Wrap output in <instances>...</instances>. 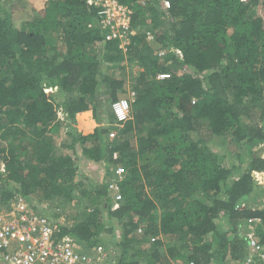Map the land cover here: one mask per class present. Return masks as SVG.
I'll return each mask as SVG.
<instances>
[{"label":"trees","instance_id":"obj_1","mask_svg":"<svg viewBox=\"0 0 264 264\" xmlns=\"http://www.w3.org/2000/svg\"><path fill=\"white\" fill-rule=\"evenodd\" d=\"M25 1L34 16L12 21L0 0V201L23 197L108 263L242 264L246 222L260 218L264 235V0H116L131 10L123 48L104 41L96 0ZM128 62L130 115L109 138L100 123L114 119ZM218 140L247 167L224 164ZM75 155L102 163L99 182L78 174ZM31 198L76 213L60 224Z\"/></svg>","mask_w":264,"mask_h":264},{"label":"built area","instance_id":"obj_2","mask_svg":"<svg viewBox=\"0 0 264 264\" xmlns=\"http://www.w3.org/2000/svg\"><path fill=\"white\" fill-rule=\"evenodd\" d=\"M94 4L100 22L110 31L105 41L116 39L120 42L119 47L123 48L129 33L131 10L116 0H96ZM146 36L148 41L154 37L150 31ZM164 55V50L158 53L160 57ZM166 78L169 74L158 75V79ZM133 95L132 92L130 97L119 98L111 104L117 122L128 119ZM113 157L116 158V154ZM0 171H4L1 162ZM115 173L121 177L124 170L118 167ZM108 187L113 198L112 209H116L121 195L115 183ZM261 189L264 194V183ZM263 201L264 197L260 204L262 207ZM260 224V218H251L242 229L248 250L242 264H264V235L259 239L256 232ZM137 232L141 233V229ZM102 252L99 247L92 253L83 252L71 236L61 235L56 224L44 214L35 212L33 205L23 197H15L9 202L0 201V264H112L107 262L106 253Z\"/></svg>","mask_w":264,"mask_h":264},{"label":"rangeland","instance_id":"obj_3","mask_svg":"<svg viewBox=\"0 0 264 264\" xmlns=\"http://www.w3.org/2000/svg\"><path fill=\"white\" fill-rule=\"evenodd\" d=\"M3 8L11 12L12 21L25 20V19H29L34 16V10L25 0H5ZM126 64H125L126 70L124 71V73L126 74L122 75V71L120 70H117V73H116L119 76H124V78H126V84L124 86L126 91L124 90V93H121L119 95V98H126L127 96H129L128 94L132 90L131 89L132 81H131L130 74L134 75L136 73L135 66H133L132 64H129V62ZM104 69H105L104 71L107 72L105 67ZM111 125L114 126L116 129L120 127V126H117V124H115L114 119L110 121L108 117L106 116L102 117L100 126H102V128H107V129L110 128V131L108 133L109 138H113L118 135L116 133V130L112 129ZM65 132H66L65 125H61L59 132L53 135L54 142L58 147H60L61 144L66 146L67 142H69V138L66 136ZM216 144L219 145V147L218 148L215 147L216 149L214 148V150H216L217 151L216 153L224 160L223 161L224 164L235 165L236 167L241 168V170L247 167V163L239 164L237 158L235 157V154L238 151L237 147H233L227 144L225 141H219V140L216 142ZM58 151L62 153L68 152L67 149L64 147L59 148ZM256 154L257 156L259 157L262 156L264 158V151H262V149H258ZM75 158L77 159V162H78V174L79 175H82V176L86 175L88 176V178H90L91 180L95 182L100 181V179L102 178V175L104 174V168H103L102 163L89 162L85 158H83L81 155H78V156L75 155ZM254 174H255L254 178L260 181L261 182L260 184L264 183V173H254ZM262 199L263 197L261 198V202H262ZM31 200H32V204H35V205L41 204L42 206H45L49 210L50 213L59 215V217L56 219L60 224H68L71 221V219H69L70 216L71 215L73 216L76 213V210L74 209V206L72 203H67L66 205H63L59 202H51V203H46L43 201L41 202L37 200V198H31ZM247 204H249V202ZM105 238L110 239V236L105 235ZM118 238H119V232L118 230H116L114 234V239H118ZM97 248H94L92 252L95 251ZM99 248H101V251H103L102 253L107 252V251H104L102 247H99ZM113 250H114L113 252L110 251L112 255L116 253L115 248Z\"/></svg>","mask_w":264,"mask_h":264},{"label":"clouds","instance_id":"obj_4","mask_svg":"<svg viewBox=\"0 0 264 264\" xmlns=\"http://www.w3.org/2000/svg\"><path fill=\"white\" fill-rule=\"evenodd\" d=\"M104 41H105V40H104ZM131 93H132V92L130 91L129 94H128L129 96H127V97H130V94H131ZM133 93H134V92H133ZM127 97H126V98H127ZM133 97H134V95H133ZM133 97H132V100H133ZM118 99H119V98H118ZM118 99H117V100H118ZM114 102H115V101H114ZM130 106H131V104H130ZM110 109H111V106H110ZM111 113H112V115H113V118H114L115 124H117V126H121V124H120L119 122L116 121L115 116H114V114H113V112H112V109H111ZM129 115H130V112H129ZM260 183H261V182H260ZM260 183H258V184L260 185V188H261V187H262V184H260ZM261 190H262V189H261Z\"/></svg>","mask_w":264,"mask_h":264}]
</instances>
